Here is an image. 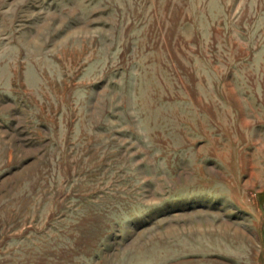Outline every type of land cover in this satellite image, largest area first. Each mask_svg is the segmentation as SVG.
Masks as SVG:
<instances>
[{"label": "rangeland", "instance_id": "obj_1", "mask_svg": "<svg viewBox=\"0 0 264 264\" xmlns=\"http://www.w3.org/2000/svg\"><path fill=\"white\" fill-rule=\"evenodd\" d=\"M0 264H264V0H0Z\"/></svg>", "mask_w": 264, "mask_h": 264}]
</instances>
